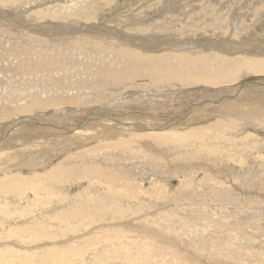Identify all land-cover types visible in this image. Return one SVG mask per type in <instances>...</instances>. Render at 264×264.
<instances>
[{
  "label": "rangeland",
  "instance_id": "rangeland-1",
  "mask_svg": "<svg viewBox=\"0 0 264 264\" xmlns=\"http://www.w3.org/2000/svg\"><path fill=\"white\" fill-rule=\"evenodd\" d=\"M263 46L264 0H0V179L64 164L47 192L0 191V264H264V73L192 76Z\"/></svg>",
  "mask_w": 264,
  "mask_h": 264
},
{
  "label": "bare ground",
  "instance_id": "bare-ground-1",
  "mask_svg": "<svg viewBox=\"0 0 264 264\" xmlns=\"http://www.w3.org/2000/svg\"><path fill=\"white\" fill-rule=\"evenodd\" d=\"M5 1V0H4ZM155 1V0H154ZM9 2V1H8ZM60 2V1H59ZM106 2V1H105ZM104 2V3H105ZM7 3V2H6ZM47 3V2H46ZM62 3V2H61ZM66 3V2H65ZM4 4H5V2H4ZM57 4V3H56ZM158 4V3H157ZM227 5V4H226ZM37 6V5H36ZM40 6V5H39ZM47 6V5H46ZM51 6V5H50ZM84 6V5H83ZM63 7V6H62ZM72 7V6H71ZM71 7H68V8H71ZM36 8V7H35ZM59 8V7H58ZM64 8V7H63ZM67 8V7H66ZM67 8V9H68ZM83 8V7H82ZM86 8V7H85ZM9 9V8H8ZM47 9V8H46ZM60 9V8H59ZM35 10V9H34ZM154 10V9H153ZM81 11H82V9H81ZM128 11V10H127ZM37 12V11H36ZM66 12H68V11H66ZM70 12V11H69ZM76 12V11H75ZM63 13V12H62ZM61 14V13H60ZM69 14V13H68ZM40 15V14H39ZM46 15V14H45ZM44 15V16H45ZM58 15V14H57ZM71 15V14H70ZM69 15V16H70ZM74 14H72L71 15V17L73 16ZM201 15V14H200ZM43 16V17H44ZM107 16V15H106ZM232 16V15H231ZM56 17V16H55ZM67 17V16H66ZM78 17V16H77ZM79 18V17H78ZM252 18V17H251ZM53 19V18H52ZM64 19V18H63ZM104 19V18H103ZM250 19V18H249ZM65 20V19H64ZM105 21V20H104ZM24 22V21H23ZM43 22V21H42ZM52 22V21H51ZM227 23V22H226ZM24 24V23H23ZM96 24V23H95ZM91 25V24H90ZM2 28V27H1ZM164 28V27H163ZM186 30V29H185ZM51 32V31H50ZM99 33V32H98ZM2 34V33H1ZM29 34V33H28ZM45 36V35H44ZM116 36H118V35H116ZM213 36V35H212ZM16 37V36H15ZM66 37V36H65ZM214 37V36H213ZM22 38H23V36H22ZM28 39V38H27ZM64 39V38H63ZM69 39V38H68ZM100 39V38H99ZM15 40H17V39H15ZM39 40V39H38ZM60 40H62V39H60ZM115 40H116V38H115ZM239 40V39H238ZM4 41V40H3ZM210 41V40H209ZM102 42V41H101ZM184 42V41H183ZM238 42V41H237ZM224 43V42H223ZM198 44V43H197ZM227 44V43H226ZM230 44V43H229ZM228 45V44H227ZM239 45V44H238ZM116 46V45H115ZM229 46V45H228ZM225 47V46H224ZM264 47V46H263ZM258 48V47H257ZM228 49V48H227ZM112 50V49H111ZM253 51V50H252ZM36 52V51H35ZM113 52V51H112ZM116 52V51H115ZM256 52V51H255ZM41 53V52H40ZM120 53V52H119ZM225 53V52H224ZM31 54V53H30ZM84 54V53H83ZM127 54V53H126ZM243 54V53H242ZM17 55H19L18 53H17ZM17 55H15V56H17ZM36 55V54H35ZM248 55V54H247ZM31 56V55H30ZM128 56L130 57V56H132L133 57V59L132 60H138V59H141V55H138L137 56V54H132V53H129L128 54ZM140 56V57H139ZM254 56V55H253ZM181 57V56H180ZM178 58V57H177ZM183 58V57H182ZM218 58H220V57H218ZM223 59H224V57H222ZM131 59V58H130ZM129 59V60H130ZM160 59V58H159ZM185 59H187V57L185 58ZM205 60H207L206 58H204ZM217 59V58H216ZM131 60V61H132ZM180 60V59H179ZM183 60V59H182ZM187 60H189V61H191V62H195V63H200L203 59H198V58H196V57H194V58H188ZM221 61H223V60H220V62ZM134 62V61H133ZM229 67H227V68H220V72H224V71H229L227 74H224V75H219V76H215V77H209V75L207 76V72L204 70L203 72H202V76H195V73L192 75V76H194L195 77V79L197 80V81H199V82H206V83H208V84H221V83H224V82H227V81H229V80H233V79H235V77H236V71L237 72H240V71H243V70H248V71H250V72H255V73H264V60H245V59H243V60H240V61H235V60H232V63H230V64H227ZM226 65V66H227ZM21 66V65H20ZM87 66V65H86ZM137 65H134L133 67H136ZM173 66V68H176V66L177 65H172ZM225 65H223V67H224ZM225 66V67H226ZM17 67V66H16ZM184 67H187V65L186 64H184ZM21 68H22V66H21ZM25 69V68H24ZM17 70H18V68H17ZM230 70H232V71H230ZM38 71V70H37ZM106 71H108V70H106ZM109 72V71H108ZM169 71H164L163 69H161L160 68V66H149V67H147V68H145L141 73H139L140 75H143L144 73L147 75V76H150V78L152 79V80H157L158 78H166V79H171L172 80V76L171 75H169V73H168ZM22 73H23V70H22ZM172 74H175L176 75V73H174V72H172ZM137 76V74L136 73H132V76ZM179 75V79H184V77H187L188 76V74L186 75V74H178ZM204 76V77H203ZM206 76V77H205ZM87 77V76H86ZM136 78V77H135ZM94 80V79H93ZM121 80V79H120ZM158 81H161L160 79L158 80ZM105 85H107V84H105ZM143 85V84H142ZM159 94V93H158ZM237 95V94H236ZM233 98V97H232ZM234 103V102H233ZM113 118V117H112ZM123 121V120H122ZM136 123V122H135ZM96 124V123H95ZM57 125V124H56ZM85 126V125H84ZM88 126V125H87ZM94 126V125H93ZM114 126H116V124L114 125ZM95 127V126H94ZM139 128H137V129H142V130H145L144 128H145V126L144 125H139L138 126ZM154 127V126H153ZM171 127V126H170ZM90 128V127H89ZM88 128V129H89ZM155 128V127H154ZM164 128H166V127H164ZM163 128V129H164ZM76 129V128H75ZM96 129H97V127H96ZM133 129V128H132ZM152 129V128H151ZM163 129H161V131L163 130ZM146 130H148V129H146ZM153 130V129H152ZM155 130V129H154ZM158 130H160V129H158ZM91 131V130H90ZM89 131V132H90ZM151 131V130H150ZM173 131L174 130H172V132H168L167 131V133H165V134H161V132H160V134H154V135H152V137L153 138H160V137H165V138H171V137H176V139H178V140H181V139H183L182 138V135H183V132L181 133L180 131H179V133L178 134H174L173 133ZM191 131V132H190ZM190 131H188L189 133H192V132H194V130L192 131V130H190ZM196 131V130H195ZM202 132L204 131V130H201ZM177 132V131H176ZM206 132V131H205ZM91 133H93V131L91 132ZM96 133V132H95ZM146 133V132H145ZM150 133V132H149ZM156 133H158V132H156ZM181 133V134H180ZM187 133V130H186V132L184 133V134H186ZM208 133V132H207ZM134 134V133H133ZM93 135V134H92ZM91 135V136H92ZM85 136H86V134H85ZM87 136H89V135H87ZM2 137V136H1ZM90 137H88V139H89ZM93 138V137H92ZM131 138H132V140H139V139H141L142 137L140 136V135H138L137 133H136V135H132L131 136ZM143 139V138H142ZM145 139H150V138H145ZM124 140V139H123ZM140 141V140H139ZM138 141V142H139ZM125 142V141H124ZM107 144H105V143H103L105 146H108V142H106ZM141 143V142H140ZM146 144V143H145ZM95 149V148H94ZM257 153V152H256ZM88 163V162H87ZM64 164L63 163H58V165H56V166H54L53 167V169H51V170H49V171H47L46 173H44V174H42L41 175V177H38V176H32V177H30V178H27V179H23V180H20V179H17V180H14V181H10L7 177H3L2 179H0V191H3V192H6V191H13V192H20L21 190H24V187H26L27 185H33V187L36 189V190H39V188H42V190L44 191H46L47 192V190L49 189H47V188H43V187H40L42 184H44L43 182H44V180L45 179H48V178H53V177H55L56 176V174H55V172H58L59 171V169H60V167H62ZM93 166V165H92ZM95 166V165H94ZM93 166V167H94ZM120 168H121V166H120ZM9 171V170H8ZM96 171H99V170H96ZM100 172V171H99ZM97 177H98V179H99V181H104V185H105V191H103V192H105L106 193V195H110L111 197H113V198H117V197H125L124 195H122V194H120V193H110V192H108V190H110L111 188L112 189H117V187H118V179L116 180V181H114V182H112L111 180H113V179H115L116 177H117V173H116V171H114V169H107L104 173H101L100 172V174H95ZM52 184V183H51ZM35 185V186H34ZM107 185V186H106ZM29 187V186H28ZM31 189V188H30ZM157 189V190H156ZM35 190V191H36ZM50 190H51V188H50ZM49 190V191H50ZM41 191V190H40ZM33 192V191H32ZM42 192V191H41ZM153 192L154 193H157V194H160L161 193V189L160 188H153ZM34 194H36V192L34 193ZM42 194V193H41ZM37 195V194H36ZM35 195V196H36ZM37 196H39V195H37ZM37 196H36V198H37ZM34 197V196H33ZM33 197H32V199H33ZM41 197V196H40ZM40 197H38V198H40ZM125 199V198H124ZM64 203V202H63ZM66 204V203H65ZM1 205H3V204H1ZM4 206V205H3ZM2 206V207H3ZM65 206V205H64ZM5 208V206L3 207V208H0V213H3L4 214V211L6 210V208ZM62 208H63V206H62ZM64 209V208H63ZM100 209H101V207H100ZM99 209V210H100ZM74 213H72L71 212V214H69V212H68V214H66V216L67 215H69L70 217H69V219L72 217V216H74L75 215V211H73ZM92 212V211H91ZM5 213H6V211H5ZM97 213V212H96ZM8 214V213H7ZM6 215V214H5ZM52 215V214H51ZM63 215V214H62ZM66 216H61L60 217V223H62V224H65V221H67L66 220ZM89 217H91V216H89ZM65 218V219H64ZM76 218V217H75ZM68 219V220H69ZM56 220H57V218H56ZM86 220H87V218H86ZM88 221V220H87ZM90 222V221H89ZM6 233V232H5ZM29 234V233H28ZM6 235L8 236V237H13V235L10 233V232H7L6 233ZM28 236V235H27ZM34 236H35V234L32 232V234H31V240L32 239H34ZM29 238V237H28ZM11 239V238H10ZM8 240V239H7ZM22 240H24V239H22ZM5 248V247H4ZM7 248H8V246H7ZM3 249V254H4V252H6V254L9 256V257H14V256H16L17 255V258L16 259H19V263H17L16 262V264H27L28 263V261H30V259H31V257H33V255H30V254H23V253H19V254H17L15 251H12L11 249ZM13 248V247H12ZM17 248V247H16ZM23 248V247H22ZM2 249V248H1ZM32 253V252H31ZM40 253V252H39ZM39 253H36L35 254V257H36V255L37 254H39ZM2 253L0 252V257L1 258H3V259H6L7 257H6V255H5V257L6 258H4L2 255H1ZM42 255H40V256H37L38 257V259H39V261H38V264H53L54 263V261L55 260H58L59 259V255H58V252L57 251H55V250H50V251H48V252H45L44 251V254L43 253H41ZM45 255V256H44ZM43 258H44V260H43ZM34 259V258H33ZM15 260V259H14ZM43 260V261H42ZM13 261V260H12ZM16 261V260H15ZM36 262H37V260H35ZM32 263V262H31Z\"/></svg>",
  "mask_w": 264,
  "mask_h": 264
},
{
  "label": "water",
  "instance_id": "water-1",
  "mask_svg": "<svg viewBox=\"0 0 264 264\" xmlns=\"http://www.w3.org/2000/svg\"><path fill=\"white\" fill-rule=\"evenodd\" d=\"M247 52H249V51H247ZM251 54H259L261 56H264V51H260L259 53H255V51H253V53L251 52ZM210 102H214V101H210ZM194 105H196V104H194ZM87 120H88V116L79 124L74 125V128H80V127L84 126V124L87 122Z\"/></svg>",
  "mask_w": 264,
  "mask_h": 264
}]
</instances>
